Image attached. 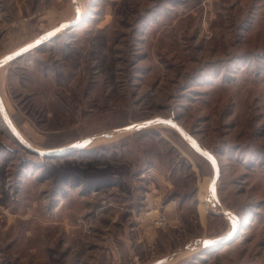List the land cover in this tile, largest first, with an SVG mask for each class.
<instances>
[{
  "label": "rangeland",
  "instance_id": "rangeland-1",
  "mask_svg": "<svg viewBox=\"0 0 264 264\" xmlns=\"http://www.w3.org/2000/svg\"><path fill=\"white\" fill-rule=\"evenodd\" d=\"M64 1L0 0V60L76 20ZM83 3L78 26L0 67L13 128L35 148L58 149L159 117L177 121L219 162L215 207L257 220L232 244L194 247L169 264H264V0ZM17 7L34 16L7 20ZM49 7L58 10L37 13ZM4 119L0 112V264H152L234 232V220L203 203L214 167L174 126L45 159ZM147 159L164 166L160 175L172 166V187L152 210L143 196L161 183L142 177ZM172 200L175 227L162 212ZM143 211L150 224L139 228ZM158 215L165 227L153 225Z\"/></svg>",
  "mask_w": 264,
  "mask_h": 264
},
{
  "label": "water",
  "instance_id": "water-1",
  "mask_svg": "<svg viewBox=\"0 0 264 264\" xmlns=\"http://www.w3.org/2000/svg\"><path fill=\"white\" fill-rule=\"evenodd\" d=\"M76 3H77V9L79 10L78 14L76 16V20H73L71 22L61 23L57 28L48 32L40 40H37L36 42L29 44L28 46L19 50L18 52H15V53L1 59L0 60V67L25 56L26 54H28L29 52H31L33 49L37 48L38 46H40V45L54 39L55 37H57L59 34H61L62 31H65V30L70 31L74 27L78 26L79 23L83 20V17H81V13H80L81 12L80 11V8H81L80 0H76ZM0 112L3 116V118H5L4 120L7 122L11 131L15 134V136L17 137V139L21 143V145L26 150L31 152L32 154L40 156V157L45 158V159L63 157V156H66V155H69V154H72L75 152L82 151V150L86 149L87 147H89L95 140H97L99 138L111 139L112 137H114L115 135H118V134L135 132V131H139V130H142L145 128L154 127V126H157L160 124L166 125V126L167 125L174 126L175 128H177L182 133V135L184 136L187 143L199 155H201L203 158L208 160L212 164V166L214 167V170H215L214 181L210 185L209 191L213 195H215V193H217V186H218V182L220 180V175H221V170H220L218 160L215 159L213 156L209 155V153L199 149L196 146L192 136L180 124H178L177 121H175L173 119L159 117V118H155L153 120H150V123L138 122V123L126 125V126H123V127L117 128V129H113L110 131H106L103 133L94 134V135L88 136L86 138H83L81 140L75 141L74 143H72V144H70L64 148L38 149V148L31 146L27 141H25L18 134V132L13 128V126L11 125L9 118L7 116V112H6L4 103L2 101L1 95H0ZM216 213L218 215L224 216L228 219H232L235 221L234 232H231L227 235L223 234L222 236L215 237V238L195 239V240L183 245L182 247L175 250L174 252L167 255L166 257L162 258L161 260L154 262L152 264H169L172 261H174L175 259H177L180 255L185 253L186 251L192 249L193 247H201L203 249H216L219 247H223V246L232 244L237 238H239L240 232L243 229V224L240 221V218L236 214H233L229 211H225L222 208L217 209Z\"/></svg>",
  "mask_w": 264,
  "mask_h": 264
},
{
  "label": "crops",
  "instance_id": "crops-1",
  "mask_svg": "<svg viewBox=\"0 0 264 264\" xmlns=\"http://www.w3.org/2000/svg\"><path fill=\"white\" fill-rule=\"evenodd\" d=\"M75 1L76 0H72V3L74 5V7L72 8V12H73L72 18H73L74 15L76 16V14H78L77 8L75 9V3H76ZM81 1H82V4H84L83 3L84 0H81ZM88 1H91V0H88ZM64 2L65 1L63 0V3ZM54 4L56 5V2L53 3V5ZM9 5H11V4H9ZM76 5H77V3H76ZM17 6L20 7V5H18V3H17ZM19 7L14 8L12 10V14H9V16H11L9 18H11V19H9L8 16L6 17V19L9 20V21L10 20L20 21V20H26L27 18H29V17H27L28 15H30V17L31 16L33 17L34 16L33 13L32 14H29L28 12L26 13V15H24V11L21 8H19ZM57 8L56 7L55 8L54 7L53 8H50L49 7L47 9H42L40 11H37V13L42 12L43 14H46L47 13L48 15H51L52 16V15H54L55 11L58 10ZM7 14H8V12H7ZM71 20L70 21H65V22H71ZM63 22H61V23H63ZM61 23H59V25ZM59 25H57L55 28H57ZM55 28H53V29H55ZM53 29H51V30H53ZM160 164L161 163H158L155 166V164L154 165L151 164L150 159H147L146 160V164L142 165V171H143L142 177H144L146 179H149L148 177H151V176L154 175V176H156L158 182L161 183L159 186H157V185H155L154 182H152V185L149 186V191H147V192L144 193V196H143L144 199L143 200L145 202L147 201V203H148L146 209L151 208V210H152V209L156 208L157 207V204L156 203H159V205H160L161 204V199H162L163 195L167 192L168 189H170L172 187V182L173 181H172L171 176H170V172L172 170V166L170 165V167L167 169V171L166 172H163V175H160V172L161 171L158 170L157 167H158V165L160 167H164V166H162ZM163 209L164 210H162V212L167 216L171 227L177 226V223H179V225H180L181 222H180V219H179L178 214H177V201H174V200L169 201L166 205L163 206ZM151 212H145V211H143L139 216L136 217L137 224H138V227L139 228H145L146 225H149L150 224V218L151 217L149 216V214ZM153 212H155V210H153ZM234 214H236L240 218V221L241 222L243 220H248V221L250 220V222H248V224L246 222H244V224H243V226H244L243 231L251 228V225L253 223H255L254 221L257 220V217H253L252 218V216H251L252 213H249V212L244 213V215L243 214L242 215H238L237 213H234ZM258 214H259V212H257L256 215L260 217V215H258ZM148 220H149V224H148ZM210 221L207 222V225L209 224ZM262 223L264 224V222H262ZM222 235H220V236H222ZM218 249H220V248H218Z\"/></svg>",
  "mask_w": 264,
  "mask_h": 264
},
{
  "label": "built area",
  "instance_id": "built-area-1",
  "mask_svg": "<svg viewBox=\"0 0 264 264\" xmlns=\"http://www.w3.org/2000/svg\"><path fill=\"white\" fill-rule=\"evenodd\" d=\"M238 5L241 7H244L247 5L248 0H237ZM152 223L155 227H165L167 225V219L164 215H158L155 218H153Z\"/></svg>",
  "mask_w": 264,
  "mask_h": 264
},
{
  "label": "bare ground",
  "instance_id": "bare-ground-1",
  "mask_svg": "<svg viewBox=\"0 0 264 264\" xmlns=\"http://www.w3.org/2000/svg\"><path fill=\"white\" fill-rule=\"evenodd\" d=\"M80 10H82V8H80ZM79 11V10H78ZM81 13V12H80ZM7 123V122H6ZM147 123H150V121L149 122H147ZM196 144V143H195ZM197 146V145H196ZM199 149H201L199 146H197ZM202 150V149H201ZM203 151V150H202ZM212 184V183H211ZM209 188H210V186H209ZM214 195L213 194H211L210 193V191H209V189H208V191H207V193H206V195H205V198H204V201H203V203H204V205L207 207V208H209V209H211V208H216L215 207V204L213 203V199H212V197H213ZM212 199V200H211ZM217 209V208H216ZM234 231V230H233ZM229 234V233H228ZM194 248V247H193Z\"/></svg>",
  "mask_w": 264,
  "mask_h": 264
},
{
  "label": "trees",
  "instance_id": "trees-1",
  "mask_svg": "<svg viewBox=\"0 0 264 264\" xmlns=\"http://www.w3.org/2000/svg\"><path fill=\"white\" fill-rule=\"evenodd\" d=\"M205 210H207V208Z\"/></svg>",
  "mask_w": 264,
  "mask_h": 264
}]
</instances>
